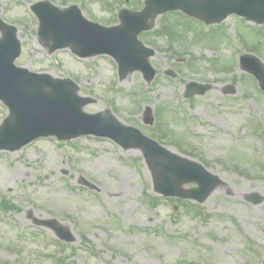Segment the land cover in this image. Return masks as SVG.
Instances as JSON below:
<instances>
[{"label": "rangeland", "instance_id": "374dc122", "mask_svg": "<svg viewBox=\"0 0 264 264\" xmlns=\"http://www.w3.org/2000/svg\"><path fill=\"white\" fill-rule=\"evenodd\" d=\"M33 1L0 0V16L17 27L22 44L16 64L73 77L78 94L95 99L83 110L109 108L121 122L201 162L220 182L202 203L165 198L153 191L139 149L95 136L62 144L44 137L0 151V264H264V91L234 65L242 52L264 63V23L230 15L207 27L182 12L159 15L140 35L155 50L156 75L147 86L138 71L119 80L107 55L48 54L29 10ZM49 1L61 8L77 3L85 17L105 25L118 22L123 6L142 7L141 0ZM190 81L211 87L184 99ZM227 85L235 92L222 93ZM146 106L151 125L143 122ZM7 112L0 102V123ZM81 175L96 188L80 184ZM249 195L262 201H246ZM33 218L56 219L74 241L57 239Z\"/></svg>", "mask_w": 264, "mask_h": 264}, {"label": "water", "instance_id": "95a60500", "mask_svg": "<svg viewBox=\"0 0 264 264\" xmlns=\"http://www.w3.org/2000/svg\"><path fill=\"white\" fill-rule=\"evenodd\" d=\"M33 9L40 19L39 36L49 45L50 52L69 46L80 56L106 53L117 61L121 77L140 70L148 83L155 74L148 60L154 51L138 39V34L151 28L157 14L181 9L206 22H219L228 14L237 13L257 23L264 22V0H145L141 11L121 10V23L112 27L90 22L75 5L61 10L42 1L33 5ZM0 29L3 30L0 38V100L9 108V115L0 125V149L13 151L37 137L48 135L59 139L85 134L107 136L124 148L143 150L153 173L155 190L166 196L202 202L219 184L218 176L208 172L200 163L181 157L144 136L135 127L122 124L109 109L95 114L84 112L82 107L93 99L78 95V87L71 80L15 66L14 59L20 54L16 29L1 19ZM241 66L258 79L264 90V64L260 59L243 55ZM167 72L174 76L171 71ZM209 87V84L191 81L185 95L203 94ZM145 121H152L149 108ZM189 181L198 186L182 188ZM82 182L93 186L87 180L82 179ZM251 200L256 202L259 199ZM34 222L50 227L64 241H74L70 229L56 219L35 218Z\"/></svg>", "mask_w": 264, "mask_h": 264}]
</instances>
